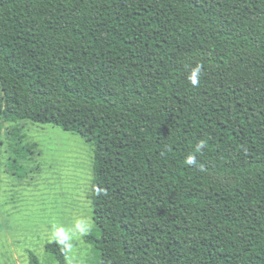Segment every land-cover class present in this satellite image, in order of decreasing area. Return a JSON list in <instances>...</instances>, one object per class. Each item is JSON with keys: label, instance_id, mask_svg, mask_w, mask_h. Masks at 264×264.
Segmentation results:
<instances>
[{"label": "trees", "instance_id": "1", "mask_svg": "<svg viewBox=\"0 0 264 264\" xmlns=\"http://www.w3.org/2000/svg\"><path fill=\"white\" fill-rule=\"evenodd\" d=\"M23 121L93 149L92 264H264V0H0Z\"/></svg>", "mask_w": 264, "mask_h": 264}, {"label": "rangeland", "instance_id": "2", "mask_svg": "<svg viewBox=\"0 0 264 264\" xmlns=\"http://www.w3.org/2000/svg\"><path fill=\"white\" fill-rule=\"evenodd\" d=\"M12 148L31 152L14 163ZM92 165V147L76 134L29 121L3 125L0 264H28L29 252L40 264H55L44 250L52 242L64 251L67 264H92L83 240L95 234Z\"/></svg>", "mask_w": 264, "mask_h": 264}, {"label": "clouds", "instance_id": "3", "mask_svg": "<svg viewBox=\"0 0 264 264\" xmlns=\"http://www.w3.org/2000/svg\"><path fill=\"white\" fill-rule=\"evenodd\" d=\"M197 150H199V149H197ZM186 163L189 165L195 164L196 163L195 157L192 155H189L186 159Z\"/></svg>", "mask_w": 264, "mask_h": 264}]
</instances>
